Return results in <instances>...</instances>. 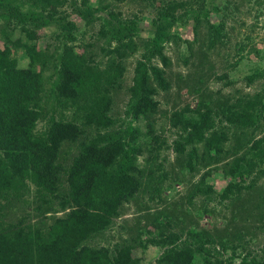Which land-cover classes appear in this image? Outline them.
<instances>
[{
  "label": "trees",
  "instance_id": "trees-1",
  "mask_svg": "<svg viewBox=\"0 0 264 264\" xmlns=\"http://www.w3.org/2000/svg\"><path fill=\"white\" fill-rule=\"evenodd\" d=\"M126 1L0 0V264H144L135 250L151 245L162 250L157 264H264L260 225L228 226L216 235L187 227V210L174 217L157 211L136 237L109 244L125 205L139 195L161 199L170 188L166 174L155 178L151 168L169 150L189 173L207 168L189 197H200L201 213L216 214L210 202L218 199L236 213L233 223L245 214L264 223L263 67L246 76L248 86L263 81L253 94L231 101L200 89L195 107L172 110L166 119L174 129L171 144L154 128L157 97L172 88L167 45L186 43L193 55L204 35L202 65L222 43L229 8L220 0H137L153 14L142 39L144 18L116 9ZM105 11L109 17L98 16ZM72 15L87 31L98 26L95 42L81 45L82 52ZM188 25L192 42L181 36ZM136 54L141 68L125 87L126 61ZM122 96L128 98L121 118ZM66 154L72 157L67 165ZM213 173L227 180L221 193L206 183Z\"/></svg>",
  "mask_w": 264,
  "mask_h": 264
},
{
  "label": "rangeland",
  "instance_id": "rangeland-1",
  "mask_svg": "<svg viewBox=\"0 0 264 264\" xmlns=\"http://www.w3.org/2000/svg\"><path fill=\"white\" fill-rule=\"evenodd\" d=\"M95 0H91V3ZM220 5H227L229 10H225V31L222 38V43L210 51L207 55V60L200 65L201 51L206 47L207 41L202 35L194 44V52L191 55L188 50V44L181 43L179 46L172 44L167 45V54L172 59V66L167 70L168 78L172 84L169 92H161L157 99L160 101L159 113L154 117L156 134L163 139L168 140L171 144L174 137L167 122V117L175 108H183L186 105L195 107L201 100L200 89L207 94H212L214 98L224 97L234 101L238 97L247 94H253L261 88L263 81H256L253 85L248 86L246 76L251 74L254 67L261 66L264 68V4L256 5L255 0L250 3L247 0H220ZM117 10L124 13L126 16H132L137 13L140 18H144L141 23V36L146 39L152 29L151 20L153 14L148 9L140 8L137 0H128L120 3L116 7ZM98 16L109 17V12L105 11ZM72 19L79 25L80 39L76 43L80 52L85 49L81 45H86L90 42H95L93 38L94 30H88L86 24L79 17L72 15ZM44 32L39 33L42 35ZM181 36L190 42L194 41V35L191 31V25L181 29ZM84 34V35H82ZM40 43L44 44L48 38L43 37ZM185 58L189 59L187 64L184 63ZM263 58V59H262ZM100 59V57H99ZM106 61V59H104ZM142 60L140 54H136L126 61V71L124 76V85L129 87L136 82L137 74L141 68ZM21 67L27 66V62L21 60ZM226 77H223V76ZM223 77V78H221ZM198 91V92H197ZM124 96V95H123ZM121 97L116 105L117 116L124 117L125 103L128 97ZM143 129L144 125H140ZM38 129L43 130L44 124L40 123ZM74 152V150H73ZM148 157L146 154L140 157L139 163L145 165V160ZM164 157L166 160H164ZM71 156L67 154L62 156V162L67 165L71 163ZM162 164V169L158 170L157 166ZM185 167V161L176 156L173 150L163 151L160 157L152 163L151 168L155 178L166 174L167 179L164 182V187L170 186L161 194V199L149 201V198L144 195H139L136 201L127 204L122 209V215L116 220L112 232L109 234V244H114L124 238L130 236L136 237L141 225L147 224L152 220L154 213L162 211L174 217L185 213V225L187 227L193 225L197 228L209 230L212 233L222 234L225 228L235 231L236 228H243L246 231L247 227H262L259 231V242L264 244V223L253 220L249 214H243L244 220L232 222L231 218L236 213L231 212L232 208L226 209L219 204L218 199L210 202V207H216V214H203L199 210L202 205L200 197H196L189 202V197L192 194V185L199 181L207 168H199L194 173H189ZM207 184L212 185L217 193H221L227 184V180L223 179L220 174L213 173L207 178ZM264 189V188H263ZM160 200V202H158ZM249 206V205H248ZM237 211V210H236ZM238 212V211H237ZM146 216L150 219L147 221ZM182 218V217H180ZM124 227V228H123ZM143 236L142 239H145ZM108 244V243H107ZM162 250L156 246H148L146 250L136 249L135 255L141 257L144 264H157ZM235 264H239L236 261Z\"/></svg>",
  "mask_w": 264,
  "mask_h": 264
}]
</instances>
